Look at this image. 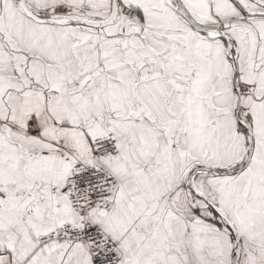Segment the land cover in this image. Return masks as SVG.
I'll use <instances>...</instances> for the list:
<instances>
[{
  "label": "snow or ice",
  "instance_id": "1",
  "mask_svg": "<svg viewBox=\"0 0 264 264\" xmlns=\"http://www.w3.org/2000/svg\"><path fill=\"white\" fill-rule=\"evenodd\" d=\"M0 264H264V0H0Z\"/></svg>",
  "mask_w": 264,
  "mask_h": 264
}]
</instances>
